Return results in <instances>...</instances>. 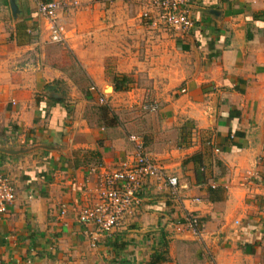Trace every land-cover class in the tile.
Returning <instances> with one entry per match:
<instances>
[{
    "label": "crops",
    "instance_id": "0c3cea01",
    "mask_svg": "<svg viewBox=\"0 0 264 264\" xmlns=\"http://www.w3.org/2000/svg\"><path fill=\"white\" fill-rule=\"evenodd\" d=\"M36 1L45 0H5L16 20L7 33L0 23V172L14 187L0 264H146L161 239L166 259L156 264H264V0H190L185 32L139 18L145 0H57L69 6L58 13L64 30H75L76 15L94 16H81L74 52L91 87L105 76L90 63L110 60L130 79L104 95L117 118L95 114V124L85 99L69 108L43 90L58 72L38 50L47 37ZM147 103L155 110L141 109ZM131 134L176 177L178 199L148 182L136 213L90 246L92 227L75 212L93 202L96 173L131 154ZM87 150L99 165L81 162ZM184 210L201 221L198 237L173 228Z\"/></svg>",
    "mask_w": 264,
    "mask_h": 264
},
{
    "label": "built area",
    "instance_id": "2783aa9c",
    "mask_svg": "<svg viewBox=\"0 0 264 264\" xmlns=\"http://www.w3.org/2000/svg\"><path fill=\"white\" fill-rule=\"evenodd\" d=\"M147 8L142 10L139 18L148 20L151 24L159 25L167 30L185 32L192 26L189 4L190 0H145ZM149 10H153L151 18ZM60 5L56 0L36 1L35 13L43 20L48 42L61 44L65 40V30L58 21ZM92 89V88H90ZM182 92V90H181ZM98 103H104V96L99 94ZM146 111H154L155 104L147 103L140 106ZM132 144L130 155L120 160L111 171H100L93 186V202L77 208L75 220L78 224L89 225L92 230L87 232L90 246H93L95 236L108 233L118 227L123 220L132 217L141 204V189L152 182L156 190L164 189L166 194L178 199L177 179L166 174L158 162L146 155L141 141L135 135H128ZM214 153L217 148L212 149ZM91 168L90 171H93ZM211 188L213 186H210ZM264 191V186L260 187ZM14 199V187L10 178L0 172V218ZM198 198L189 200L197 203ZM64 205L60 206L59 215L64 214ZM176 231L184 230L193 236H199L202 224L199 218L188 210L183 211L182 221L173 222ZM237 224V221H233ZM208 264H214L210 257Z\"/></svg>",
    "mask_w": 264,
    "mask_h": 264
},
{
    "label": "rangeland",
    "instance_id": "374dc122",
    "mask_svg": "<svg viewBox=\"0 0 264 264\" xmlns=\"http://www.w3.org/2000/svg\"><path fill=\"white\" fill-rule=\"evenodd\" d=\"M6 2L5 0H0V23H2L1 28L5 31V33L9 32L8 30H10L11 25L16 20L15 15H11V9L8 10ZM57 2L60 5V12L62 11V13H65L66 8H69V6L67 7L66 4H63L60 1ZM111 3L112 2L110 1H104V3H102L101 5L109 6L112 5ZM120 5L123 4L121 3ZM70 8H72V10L74 11L87 13L86 10H83V6H79L75 3H72ZM81 16L76 15V17L74 18L76 27L75 30H73L71 27L65 26L68 30H65V41L63 43L54 44L48 42V40H46L45 38L42 39L38 50L40 55L44 59L43 62L45 61L44 64L50 66L58 72V76L56 77V79H52L48 84L49 88H44L43 90L46 91L47 96L53 95L54 98L63 100L66 106H70L69 108H71V104L73 101H75L74 103H76L85 99L86 105L88 104V109L90 111L89 119H91V122L89 123L95 124V122H92L96 118L95 114H97L98 118L100 119L99 121H101L102 123H108V121H113L114 115L117 118V115L116 113H114V111L106 110L105 102L98 103L97 100L99 91H101L100 94H102L103 96H108V94L112 92L109 78L111 75H113V64H111L110 60L102 63V65L90 63V65H94V68L99 66V68L102 70L103 76L107 78L106 80L105 78H102L104 84H101V86H99L98 88L91 87L92 84L86 75L85 68H83V64L77 60V56L74 52L77 51L76 49L82 50L81 39L83 38V34H85V32H83L81 28V24L83 23L82 17L86 20L88 19V17L92 18L94 16H88V13L82 17ZM37 33L38 32H36L35 35H38V37L43 35H39V33ZM39 40L41 41V39ZM71 43H73L75 46H72ZM90 53L92 55L96 54L97 47L91 48ZM112 96H114V94ZM112 96L106 97V100L108 101ZM47 99H49V97H47ZM123 99L129 100L127 97H123ZM106 113H108V115H106ZM84 152L86 151H83L82 157L84 155ZM82 157L79 158L82 159ZM83 164L86 166L85 163ZM89 164L96 165L93 161L89 162ZM116 165L109 171L114 169ZM97 175L98 173H96V176Z\"/></svg>",
    "mask_w": 264,
    "mask_h": 264
},
{
    "label": "trees",
    "instance_id": "16d2710c",
    "mask_svg": "<svg viewBox=\"0 0 264 264\" xmlns=\"http://www.w3.org/2000/svg\"><path fill=\"white\" fill-rule=\"evenodd\" d=\"M129 83H130V79L123 74H113L110 77V84H111L112 92H120V91L125 90ZM45 87H48V86H45ZM52 101L60 102L59 99H54ZM99 157L100 155L97 151L87 150L86 152H84L81 162L84 163L86 161H89V162L93 161L96 165H99L100 163ZM156 245H157L156 250H153L151 252L146 264H156L166 259L165 258V254H166L165 247L166 246H165L164 240L161 239L159 242H157Z\"/></svg>",
    "mask_w": 264,
    "mask_h": 264
}]
</instances>
